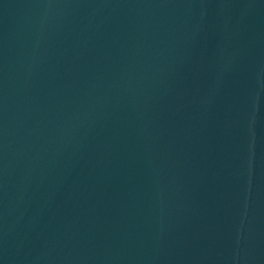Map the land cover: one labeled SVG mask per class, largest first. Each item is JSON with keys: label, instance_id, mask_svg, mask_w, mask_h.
<instances>
[{"label": "water", "instance_id": "obj_1", "mask_svg": "<svg viewBox=\"0 0 264 264\" xmlns=\"http://www.w3.org/2000/svg\"><path fill=\"white\" fill-rule=\"evenodd\" d=\"M0 264H264V0H0Z\"/></svg>", "mask_w": 264, "mask_h": 264}]
</instances>
